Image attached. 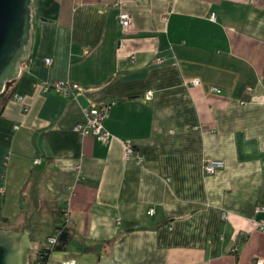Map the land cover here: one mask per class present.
<instances>
[{"label": "crops", "instance_id": "0c3cea01", "mask_svg": "<svg viewBox=\"0 0 264 264\" xmlns=\"http://www.w3.org/2000/svg\"><path fill=\"white\" fill-rule=\"evenodd\" d=\"M31 8L27 59L0 98V222L30 253L66 218L69 244L46 264H264V0ZM91 108L105 142L73 129ZM204 158L224 166L205 174Z\"/></svg>", "mask_w": 264, "mask_h": 264}, {"label": "water", "instance_id": "95a60500", "mask_svg": "<svg viewBox=\"0 0 264 264\" xmlns=\"http://www.w3.org/2000/svg\"><path fill=\"white\" fill-rule=\"evenodd\" d=\"M32 0H0V96L27 59L32 29ZM24 231L0 229V264H28Z\"/></svg>", "mask_w": 264, "mask_h": 264}, {"label": "built area", "instance_id": "2783aa9c", "mask_svg": "<svg viewBox=\"0 0 264 264\" xmlns=\"http://www.w3.org/2000/svg\"><path fill=\"white\" fill-rule=\"evenodd\" d=\"M214 15L210 16L211 20H214ZM119 23L121 25L122 29H127L130 23V18L127 13L121 12L119 14ZM49 58H45L44 62L49 63ZM198 79H194L192 81L193 85L198 84ZM49 89H53L56 93L60 95H67L70 91H75L79 90L80 86L75 84V83H70V82H53V83H47V82H42L40 83V91L46 92ZM211 90L219 92V89L216 87H211ZM149 95V92L147 93ZM13 97L19 101L22 102V97L18 94H14ZM25 111L26 108H23ZM104 118V112L96 109V108H91L88 109L84 112V118L81 122H78L74 125L73 129L76 131L80 136L84 135H92L94 136L97 140L105 142L109 134L104 130L103 125H102V120ZM135 154L134 149L131 147L130 144L126 143L125 144V157H128L129 155ZM135 158L137 162L141 160V156L138 154H135ZM37 161V160H36ZM224 166V162L222 160H217V159H212V158H204L202 161V170L203 173L205 174H213L215 171L221 169ZM77 170H79V167H77ZM262 210L261 206L256 207V211L259 212ZM64 218L66 217V214H63ZM66 221V218H65ZM258 229H264V220L260 219L258 221ZM56 241L55 236H49L46 239V243L48 245L54 244ZM28 264H38L35 260L28 261ZM254 264H263V261L261 259H258L255 261Z\"/></svg>", "mask_w": 264, "mask_h": 264}, {"label": "trees", "instance_id": "16d2710c", "mask_svg": "<svg viewBox=\"0 0 264 264\" xmlns=\"http://www.w3.org/2000/svg\"><path fill=\"white\" fill-rule=\"evenodd\" d=\"M6 90H7V88L4 89L0 98L1 97L5 98V99L8 98L9 94H6ZM53 235L56 238V241L54 244L48 245L47 247L40 248L36 251V255H35L34 260L36 262H38V264H46L48 255L51 251L65 250L67 248V245L69 244V241H70V233L68 231V228L65 226V221L63 222V224L55 227L51 236H53Z\"/></svg>", "mask_w": 264, "mask_h": 264}, {"label": "rangeland", "instance_id": "374dc122", "mask_svg": "<svg viewBox=\"0 0 264 264\" xmlns=\"http://www.w3.org/2000/svg\"><path fill=\"white\" fill-rule=\"evenodd\" d=\"M31 14H32V21L34 22L35 19H34V14L32 13V8H31ZM9 227V225H7V223H4V222H0V229H6L8 230L7 228ZM41 243V242H40ZM39 243V244H40ZM41 246V244L39 245ZM35 255H36V250H32L30 253H29V261H33L35 259Z\"/></svg>", "mask_w": 264, "mask_h": 264}]
</instances>
